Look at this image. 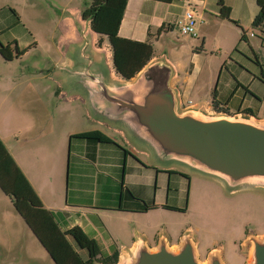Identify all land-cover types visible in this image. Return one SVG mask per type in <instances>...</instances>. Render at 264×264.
<instances>
[{
	"label": "crops",
	"instance_id": "1",
	"mask_svg": "<svg viewBox=\"0 0 264 264\" xmlns=\"http://www.w3.org/2000/svg\"><path fill=\"white\" fill-rule=\"evenodd\" d=\"M220 2L229 10L228 19L219 16ZM187 7L200 17L195 25L196 37L181 36L174 26ZM257 12L256 0H127L118 35L150 43L155 56L164 54L176 71L172 85L179 89L180 97L194 105L203 103L208 110H221L214 107L212 93L209 97L191 98L201 70L195 63L199 58L198 44L219 41V54L225 49L220 41L236 43L234 58L218 66L215 101L222 110L249 111L264 119L260 114L264 102V53L260 54L264 50V23L252 27ZM257 29L261 37L254 32ZM242 31L247 40L251 34L254 39L242 43ZM7 42L10 41L3 44ZM99 47L104 48L103 44ZM109 61L112 64V58ZM50 69L25 74L28 78H47ZM0 97V141L43 206L54 212L62 231L78 226L97 242L103 256L110 257L115 251L119 257L134 245L135 226L127 224H135L134 214L140 213L118 209L123 187L157 208L173 206L168 201L171 190L175 193L177 189H171L168 177L156 170L162 168L151 163L148 152L137 147L122 129L91 118L83 99L68 96L59 81L51 88L30 81L0 84ZM21 105L35 112L34 120L22 131L5 130L2 121L6 114L12 106ZM88 134L102 136L103 140ZM49 138L54 140V147L49 146ZM169 169L172 167L165 170ZM109 214L120 216V228L108 222L107 216H113ZM30 231L11 198L0 188V250H13L23 237L33 244L36 237ZM157 242L158 239L148 244L153 247ZM177 243L170 239L168 242ZM195 246L198 252V241Z\"/></svg>",
	"mask_w": 264,
	"mask_h": 264
},
{
	"label": "water",
	"instance_id": "2",
	"mask_svg": "<svg viewBox=\"0 0 264 264\" xmlns=\"http://www.w3.org/2000/svg\"><path fill=\"white\" fill-rule=\"evenodd\" d=\"M94 34L89 22L79 23V41L49 70L68 96L83 99L91 118L122 129L157 167L180 166L212 176L230 192L264 190V119L249 111L208 110L203 103L182 106L172 85L176 71L164 54L151 58L134 77L122 78L108 60V48L94 45ZM168 242L160 234L152 247L137 233L133 247L123 250L115 264H203L193 233H182L176 245ZM242 246L245 264H264V235H251ZM206 264L224 262L212 250Z\"/></svg>",
	"mask_w": 264,
	"mask_h": 264
},
{
	"label": "rangeland",
	"instance_id": "3",
	"mask_svg": "<svg viewBox=\"0 0 264 264\" xmlns=\"http://www.w3.org/2000/svg\"><path fill=\"white\" fill-rule=\"evenodd\" d=\"M87 3L88 0H0V28L9 26L0 34V42L15 39L20 48H28L18 59L5 61L0 58V84L30 81L55 87L58 81L56 76L28 78L25 72L35 73L52 68L70 55L68 48L80 39L79 23L88 24V21L81 19V12ZM254 32L261 37L260 30ZM252 39V35L248 36L247 43ZM98 43L103 44L104 50L109 47L105 36L94 34V45L98 46ZM217 43L219 41L198 44L199 58L195 63L201 66V70L197 87L191 94L192 99L211 96L220 74V62L234 58L236 43L220 41L225 49L219 54ZM262 53L264 50H260ZM107 56L111 60V51ZM206 82L209 85H205ZM260 114H264V102ZM34 116L35 112L27 105L26 109L22 105L12 106L2 126L5 130L22 131L25 124L34 120ZM98 127L106 129L105 126ZM48 144L55 146L52 138H49ZM172 169L190 175V179L172 176L170 186L171 189L177 187V191L174 193L171 190L168 204L176 208H157L134 214L137 221L135 224L130 221L127 225L133 224L136 233L143 234L150 243L160 234H165L171 242H178L182 233L191 232L197 238L198 256L203 264L207 263L209 250H217L224 264H245L247 257L243 254V243L251 235H264V190L244 188L230 192L212 176L197 174L180 166H173ZM109 215L113 216H107L108 222L120 228V216ZM35 239L31 244L23 237L21 244L13 250H0V264H55Z\"/></svg>",
	"mask_w": 264,
	"mask_h": 264
},
{
	"label": "trees",
	"instance_id": "4",
	"mask_svg": "<svg viewBox=\"0 0 264 264\" xmlns=\"http://www.w3.org/2000/svg\"><path fill=\"white\" fill-rule=\"evenodd\" d=\"M170 2L171 0H154ZM127 0H88L81 16L88 20L90 28L101 37H106L111 49L112 65L115 72L125 79H130L155 56L150 43L122 38L118 35ZM258 12L253 18L252 27L264 23V0H256ZM220 17L229 18V10L221 2ZM11 11L15 13L13 9ZM7 26L4 29H9ZM0 28V34L4 31ZM241 42L247 43L245 32H241ZM99 45L101 43H98ZM30 47V46H29ZM27 48H19L16 40L3 44L0 42V55L5 60L19 58ZM214 107H219L215 101V88L212 91ZM91 136L88 134V137ZM103 140L102 136H91ZM0 188L11 198L12 204L24 219L34 236L47 251L55 264H94L100 261L105 264H115L118 252L105 257L97 242L89 237L80 227L73 226L62 231L55 220L54 212L43 206L40 199L25 179L19 168L0 141ZM158 206L135 197L128 188H122L118 209L129 212H147ZM162 208L176 207L163 205Z\"/></svg>",
	"mask_w": 264,
	"mask_h": 264
},
{
	"label": "built area",
	"instance_id": "5",
	"mask_svg": "<svg viewBox=\"0 0 264 264\" xmlns=\"http://www.w3.org/2000/svg\"><path fill=\"white\" fill-rule=\"evenodd\" d=\"M198 18L200 17L197 16V13L195 12V10L191 7H187L183 12L182 18L174 22V26L178 34L181 36L196 37L197 33L195 31V25H196V22L198 21ZM190 104H191L190 100L184 101L181 97L182 106H186Z\"/></svg>",
	"mask_w": 264,
	"mask_h": 264
},
{
	"label": "flooded vegetation",
	"instance_id": "6",
	"mask_svg": "<svg viewBox=\"0 0 264 264\" xmlns=\"http://www.w3.org/2000/svg\"><path fill=\"white\" fill-rule=\"evenodd\" d=\"M159 173H162V174H165L169 181L171 182V179H172V176L173 175H178V176H181V177H185V178H188L190 179V175L185 173V172H182V171H178L176 169H169V170H165V169H156ZM175 189H177V187H175Z\"/></svg>",
	"mask_w": 264,
	"mask_h": 264
}]
</instances>
